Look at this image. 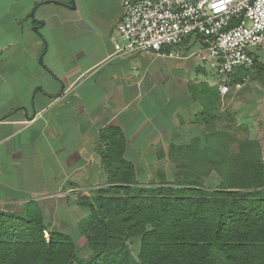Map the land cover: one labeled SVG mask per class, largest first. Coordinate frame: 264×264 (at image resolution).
Returning <instances> with one entry per match:
<instances>
[{
	"label": "crops",
	"instance_id": "0c3cea01",
	"mask_svg": "<svg viewBox=\"0 0 264 264\" xmlns=\"http://www.w3.org/2000/svg\"><path fill=\"white\" fill-rule=\"evenodd\" d=\"M74 2L0 0L2 209L37 200L45 213L110 185L111 134H124L138 182L159 184L176 169L172 146L224 125L220 79L207 64L117 52L127 42L117 34L124 0ZM254 55L264 68V51ZM212 112L222 117L213 125Z\"/></svg>",
	"mask_w": 264,
	"mask_h": 264
},
{
	"label": "trees",
	"instance_id": "16d2710c",
	"mask_svg": "<svg viewBox=\"0 0 264 264\" xmlns=\"http://www.w3.org/2000/svg\"><path fill=\"white\" fill-rule=\"evenodd\" d=\"M256 68H240L231 86ZM216 112V111H215ZM210 114L213 125L222 117ZM229 122H226V118ZM205 140L172 146L170 159L183 180L141 184L125 159L124 134H111L106 157L110 185L78 196L89 215L80 223L92 254L79 259L73 238L49 230L38 203L22 211L0 207V264H264V158L257 140L240 136L236 116ZM218 178L217 186L203 180ZM48 231L50 238H46ZM140 239L138 256L129 241Z\"/></svg>",
	"mask_w": 264,
	"mask_h": 264
},
{
	"label": "built area",
	"instance_id": "2783aa9c",
	"mask_svg": "<svg viewBox=\"0 0 264 264\" xmlns=\"http://www.w3.org/2000/svg\"><path fill=\"white\" fill-rule=\"evenodd\" d=\"M117 52L196 57L219 77L224 100L240 68L264 51V0H124ZM237 87H240L237 84Z\"/></svg>",
	"mask_w": 264,
	"mask_h": 264
},
{
	"label": "rangeland",
	"instance_id": "374dc122",
	"mask_svg": "<svg viewBox=\"0 0 264 264\" xmlns=\"http://www.w3.org/2000/svg\"><path fill=\"white\" fill-rule=\"evenodd\" d=\"M258 75L259 74L256 73V69L254 68L250 73V78L245 80L241 88L231 86V93L226 96L223 108L224 116L231 113L237 116L240 124L244 126L243 131H238L236 134L257 140L263 151L264 158V74L261 78L257 79ZM227 121L229 122L228 117L226 118V122ZM169 172V182L183 180L187 174L183 172L181 176H178L180 173L178 172V168H172ZM203 180L209 186H217L219 183L218 178L215 176L211 177L209 180L206 178ZM95 188L81 189L79 191L82 194L78 196L89 195ZM49 198V200H52L51 197ZM75 200V202L68 199V201L63 200L62 203L45 204L44 209L46 212H43V215L48 229L62 231L70 235L75 241L78 258L88 260L92 254V250L88 245L87 238L81 233L80 223L89 215V210L79 205L78 197ZM36 201L37 200L34 202ZM4 207H8V209L12 211L14 210V205H6ZM19 210L21 211V208L15 209V211ZM45 235L47 239L50 238L48 231H46ZM140 243L139 238H132L129 241V245L135 256L139 254ZM215 255L218 262L221 264L223 262L221 253L216 252ZM75 264L80 263L75 262Z\"/></svg>",
	"mask_w": 264,
	"mask_h": 264
},
{
	"label": "water",
	"instance_id": "95a60500",
	"mask_svg": "<svg viewBox=\"0 0 264 264\" xmlns=\"http://www.w3.org/2000/svg\"><path fill=\"white\" fill-rule=\"evenodd\" d=\"M69 6H71V7H75V2H74V0H71V4L69 5ZM34 13V12H33Z\"/></svg>",
	"mask_w": 264,
	"mask_h": 264
}]
</instances>
